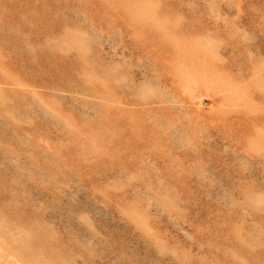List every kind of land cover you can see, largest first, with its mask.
<instances>
[{
  "label": "rangeland",
  "instance_id": "obj_1",
  "mask_svg": "<svg viewBox=\"0 0 264 264\" xmlns=\"http://www.w3.org/2000/svg\"><path fill=\"white\" fill-rule=\"evenodd\" d=\"M0 264H264V0H0Z\"/></svg>",
  "mask_w": 264,
  "mask_h": 264
}]
</instances>
